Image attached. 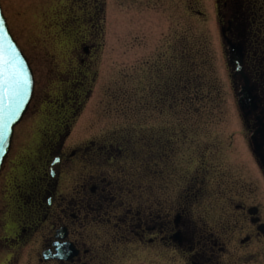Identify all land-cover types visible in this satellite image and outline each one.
<instances>
[{
    "label": "rangeland",
    "instance_id": "1",
    "mask_svg": "<svg viewBox=\"0 0 264 264\" xmlns=\"http://www.w3.org/2000/svg\"><path fill=\"white\" fill-rule=\"evenodd\" d=\"M0 1L34 74L9 160L16 161L26 145L37 148L41 130L60 124L70 132L68 146L129 134L137 151L132 166L140 170L149 155L152 168L168 172L162 184L170 196L199 166L218 173L212 184L221 173L236 174L241 167L237 160L247 151L214 0H18L16 9L12 0ZM18 12L29 15L25 29L16 21ZM82 42L94 46L92 58L80 65L74 49ZM64 101L65 110L58 105ZM79 172L65 181H74ZM107 234L98 264H184L170 250L159 254L138 244L107 245Z\"/></svg>",
    "mask_w": 264,
    "mask_h": 264
},
{
    "label": "flooded vegetation",
    "instance_id": "2",
    "mask_svg": "<svg viewBox=\"0 0 264 264\" xmlns=\"http://www.w3.org/2000/svg\"><path fill=\"white\" fill-rule=\"evenodd\" d=\"M214 12L231 93L246 96L234 102L247 151L236 174L212 184L218 173L203 162L170 196L168 172L152 168L149 155L140 170L132 166L129 134L68 146L69 130L49 126L37 148L2 164L0 264H98L109 231L107 245L170 250L184 264H264V0H214ZM93 46L76 45L79 61Z\"/></svg>",
    "mask_w": 264,
    "mask_h": 264
},
{
    "label": "snow or ice",
    "instance_id": "3",
    "mask_svg": "<svg viewBox=\"0 0 264 264\" xmlns=\"http://www.w3.org/2000/svg\"><path fill=\"white\" fill-rule=\"evenodd\" d=\"M29 83L17 65L14 47L10 45L7 51L0 47V148L4 147L5 134L11 130L12 117L24 102Z\"/></svg>",
    "mask_w": 264,
    "mask_h": 264
},
{
    "label": "water",
    "instance_id": "4",
    "mask_svg": "<svg viewBox=\"0 0 264 264\" xmlns=\"http://www.w3.org/2000/svg\"><path fill=\"white\" fill-rule=\"evenodd\" d=\"M10 45L13 46L15 49L18 67L20 68L22 74L29 79L30 83L28 86V91L24 94V102L19 105V110L16 112V115L12 117L11 130L9 133L5 134L4 147L0 148V166H1L3 159L5 158L8 150H9V147H10L13 127L15 124L18 123L19 119L24 114V112L28 106V103L30 101L32 89H33V76H32L31 68H30L25 56L23 55V53L21 52V50L17 46L15 40L11 36V34L7 28V25H6L5 18L3 16L2 12H1V8H0V47H2L4 50L7 51V50H9ZM245 99H246V96H245L244 92L241 91L240 94H237V102L239 103V105H242L244 103Z\"/></svg>",
    "mask_w": 264,
    "mask_h": 264
},
{
    "label": "bare ground",
    "instance_id": "5",
    "mask_svg": "<svg viewBox=\"0 0 264 264\" xmlns=\"http://www.w3.org/2000/svg\"><path fill=\"white\" fill-rule=\"evenodd\" d=\"M13 2H12V5L14 4V6H15V8L14 9H16V6H17V3H18V0H12ZM9 3V2H8ZM72 6V5H71ZM72 9H73V7H72ZM19 14L21 13V12H18ZM16 14V13H15ZM16 16H17V20L16 21H18L19 22V26L20 27H23L24 29L29 25V15H25L24 13H21L20 15H17L16 14ZM61 23H59V25H60ZM67 26H69L68 24H67ZM63 28H64V26H63ZM65 29V28H64ZM97 46V45H96ZM75 50V49H74ZM81 61H79V64L81 65ZM46 69V68H45ZM91 69V67H89V70ZM54 79H52V81H53ZM72 87H75L74 85H72ZM75 88H77V87H75ZM74 88V89H75ZM67 94V92L65 93V94H62V95H60V96H63V95H66ZM73 95V94H72ZM69 97H66L65 99H68ZM49 99V98H48ZM50 99H54V100H56L57 102L59 101V99H56V98H54V97H50ZM43 100V99H42ZM43 101H45V99L43 100ZM63 110H65L67 107H65L66 105L67 106H69V103L67 102V101H64L63 102V104H58ZM75 116H76V114L75 113H73L71 116H70V118H75ZM22 117H23V115L21 116V118L19 119V121L22 119ZM18 121V122H19ZM16 125V124H15ZM14 131V130H13Z\"/></svg>",
    "mask_w": 264,
    "mask_h": 264
}]
</instances>
